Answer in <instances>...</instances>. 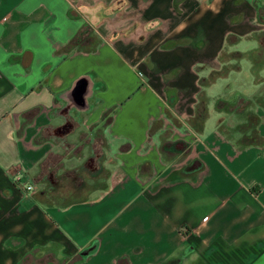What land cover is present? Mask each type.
<instances>
[{
	"label": "crops",
	"instance_id": "crops-1",
	"mask_svg": "<svg viewBox=\"0 0 264 264\" xmlns=\"http://www.w3.org/2000/svg\"><path fill=\"white\" fill-rule=\"evenodd\" d=\"M263 13L0 0V264H264Z\"/></svg>",
	"mask_w": 264,
	"mask_h": 264
},
{
	"label": "built area",
	"instance_id": "built-area-1",
	"mask_svg": "<svg viewBox=\"0 0 264 264\" xmlns=\"http://www.w3.org/2000/svg\"><path fill=\"white\" fill-rule=\"evenodd\" d=\"M12 180L15 185L19 190L26 192V193H31L35 192L36 188L33 183L29 182L24 174L23 170L20 167H14L12 171Z\"/></svg>",
	"mask_w": 264,
	"mask_h": 264
},
{
	"label": "rangeland",
	"instance_id": "rangeland-1",
	"mask_svg": "<svg viewBox=\"0 0 264 264\" xmlns=\"http://www.w3.org/2000/svg\"><path fill=\"white\" fill-rule=\"evenodd\" d=\"M262 15L263 16L260 17L259 21L261 22L262 27H263L264 26V13ZM233 77H234V80H233V78L231 79V82L229 83V87L232 86V87L237 88L240 85V84H238V78L240 77V74L235 72L233 74ZM230 96H232V93L229 95V97ZM231 99H233V98H231ZM235 101H236V99H234L233 101H230V102L234 103ZM228 102H229V98H228Z\"/></svg>",
	"mask_w": 264,
	"mask_h": 264
}]
</instances>
